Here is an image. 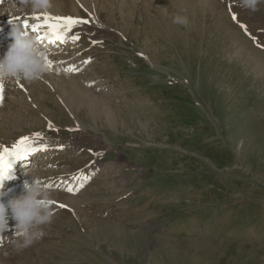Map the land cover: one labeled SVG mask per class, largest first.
<instances>
[{"label": "rangeland", "instance_id": "1", "mask_svg": "<svg viewBox=\"0 0 264 264\" xmlns=\"http://www.w3.org/2000/svg\"><path fill=\"white\" fill-rule=\"evenodd\" d=\"M72 1L89 34L45 54L86 59L76 74L92 108L71 107L57 83L9 85L0 102L8 147L63 145L16 171L13 186L32 182L28 168L61 197L19 264L28 251L43 255L28 264H264V72L244 64L264 62V0L255 12L240 0Z\"/></svg>", "mask_w": 264, "mask_h": 264}, {"label": "clouds", "instance_id": "2", "mask_svg": "<svg viewBox=\"0 0 264 264\" xmlns=\"http://www.w3.org/2000/svg\"><path fill=\"white\" fill-rule=\"evenodd\" d=\"M260 0H240L242 7L255 12ZM54 7L53 0H4L0 15L24 14L29 9L32 14L49 13ZM173 23L187 27L188 18L177 15ZM11 42L6 53L0 57V83L10 79L22 78L33 82L43 78L50 70L46 54L37 47L36 39L26 30L22 23L13 21L9 33ZM32 182H23V191L9 198L5 204L0 200V236L9 230V213L16 222L15 232L8 237L13 251L23 249L42 241L47 232L45 226L51 225L55 216L53 199L49 189L42 186L33 171L26 169Z\"/></svg>", "mask_w": 264, "mask_h": 264}, {"label": "bare ground", "instance_id": "3", "mask_svg": "<svg viewBox=\"0 0 264 264\" xmlns=\"http://www.w3.org/2000/svg\"><path fill=\"white\" fill-rule=\"evenodd\" d=\"M205 1H208V0H205ZM75 2L72 1V0H59V1L53 0L54 7L49 13H46V14L42 13L41 16L40 15L39 16H34L33 15L34 17H39L40 18L38 21H34L32 19L33 16H30V15L28 16L27 13H26L27 21L30 20V22H31L30 24H32V23L33 24H36V23L44 24L46 18L49 15L54 17V18L55 17H73V18L80 19L82 21V18L78 17V16H81V15L78 14L79 11L77 9V6H76ZM79 13H82V12H79ZM4 15L5 14H3V16ZM12 17H15V19L17 17L18 18L19 17H23L24 18L25 14H16L15 16H12ZM18 18H17L16 21H18ZM10 19H11V17H10ZM5 20H6L5 17H3V19H0V57H2L3 56L2 53H4L3 50H2L3 49V45H5L6 47H9V44L11 42V37H10L9 33L11 31L12 24H9L11 22L8 23ZM20 20L22 21V19L21 18L19 19V21H18L19 23H21ZM24 20H26V19L24 18ZM24 20L22 22H23V24H26V23H24ZM11 21H12V19H11ZM53 23H55V21H53ZM27 24H28V22H27ZM25 28H26V26H25ZM85 28H87V26L84 24V22L76 24L68 32L67 37L64 39V41H62V42L61 41H56L54 43L50 42L49 38L47 36H45V32L47 31L46 27L42 28L39 32L32 31L30 28L28 29V27L26 28V30L29 32L30 35L35 37L37 47L40 50H42L44 53H46L48 51H52V50L58 49L60 47H65V46H67L69 44H75L76 45L80 41L82 34H87V33L89 34V32H86ZM77 35L79 36L78 40L71 39L72 36H77ZM42 36H44L45 38L41 39ZM180 44H181V42H180ZM56 52H58V53H53V54H50V55L49 54L46 55L48 63L50 64V72L45 73L43 78H41L40 80H37V81H33V82H28L27 80H24L22 78L10 79L7 82L3 83V89L8 88L9 85H13V86H17L18 88L25 89V88H28V85H32V86L35 87V85L39 84V85H43L45 88L55 92V89H54L53 85H54V83H57L58 84L57 85V89H59V90L61 89V91L67 92V90L70 89L71 98H70L68 103H69V105H71V107L75 106L76 110H78V108H82L81 106H78V105H80V104L83 105L84 104L87 107L92 108V106H93V99L92 98L93 97L90 96L92 91H91V89L89 87H87L86 85L84 86L82 84V83L87 82L88 80L86 78H81L80 76H78L76 74V72H78L80 69H82L83 67H85L87 65L86 59H82L80 61L73 60V61H70V63H69L68 62V58H70V57L66 56L65 54L63 55L62 54V49H60V51H56ZM250 54L251 53H249L246 56L244 64L250 65L251 67L256 69L258 72H262L263 73L264 72V62H262V60H259L256 56H252ZM63 61H65V63H63ZM236 61H238V60H236ZM52 62H60V63H57L58 65L54 66V65H52ZM60 68H62L64 71L61 70ZM67 69H75V71H68ZM64 80H67V81H64ZM51 81H54V82H51ZM70 84L72 85V87H69ZM31 88H33V87H31ZM40 90H41V87H40ZM87 107H85V108L87 109ZM88 111H90V110L88 109ZM127 116L130 119L133 118V114H127ZM5 133L8 134V132H5ZM41 145H48V147L43 148V147H41ZM28 146L32 147L35 150L32 151L29 155L25 156L22 159L12 160L11 168L9 169L8 174L6 176H4L2 179H0V195L7 190L4 198L7 197L8 199L7 200H3V202L5 204L8 202L10 197H12L14 195H19L23 191V186L22 185L13 186L17 182L16 177H17L18 174L16 173V171L18 169L23 168L25 166L24 164H27V162L30 159H31V163L33 161H35V159H39L38 156L40 154L42 155L43 153H45V151L47 149L51 150L50 148H52V147H62L63 145L57 144L55 142L54 143H44V142H40L38 140H35V138H33V140L32 139L28 140ZM3 147H8V145L6 143H4L3 139H0V151H2ZM8 148L11 149L12 147H8ZM40 163H42V162H40ZM23 171H24V169L22 170V172ZM21 173L18 175L19 177H20ZM9 184H12L13 187H11L9 189H6V186H8ZM51 195H52L53 201H55L54 198H58V199L61 198L59 193L55 192V191H52ZM0 200H2V199H0ZM55 203H57V202L55 201ZM53 205H55V204L53 203ZM14 232H15V228H12L9 225V230H7L3 234V236H0V245L4 247L6 255L8 254L7 253L8 251H12V248H11V250L9 249L10 245L7 244V240H8V237H12L13 236ZM34 249H36V248H34ZM37 249H38V247H37ZM40 249H43V248H40ZM29 250H30V248H29ZM40 251H42V250H40ZM43 251H44V249H43ZM25 252L27 253L26 248L23 249L22 251L18 252L17 253V259H16V256L13 255L14 258L10 260L11 256H9V255L5 256L4 255L3 257H0V260H3V261L7 260L8 264H19L20 262H18L17 260L18 259L19 260L22 259V257H23L22 253H23V255H26ZM28 253H29V255L24 260L25 264H28L27 262H30V261L32 262L33 259H37V257H39L38 255L43 256L41 253L40 254H36L37 251L35 252V254L31 253L30 251H28Z\"/></svg>", "mask_w": 264, "mask_h": 264}, {"label": "snow or ice", "instance_id": "4", "mask_svg": "<svg viewBox=\"0 0 264 264\" xmlns=\"http://www.w3.org/2000/svg\"><path fill=\"white\" fill-rule=\"evenodd\" d=\"M34 21H38L39 17H33ZM233 19H235V16H233ZM55 21V23H53ZM87 22V21H81L80 19L73 18V17H52L48 16L44 22V24H29L26 25L27 27H30L33 31L39 32L42 28H47V31L45 32V36H47L50 40V42H56V41H64V39L67 37L68 32L71 30L72 27H74L76 24ZM242 28L246 31V26L241 25ZM45 37L42 36L41 39H44ZM71 39L78 40L79 36H72ZM90 62V61H89ZM68 71H75V69H67ZM3 99V84L0 83V102H2ZM37 137H40V134H36ZM30 138H23L21 139L17 144H15L11 149L8 147H3L2 151H0V179H2L4 176L8 174L9 169L11 168L12 160H19L24 158L25 156L29 155L33 149L32 147L28 146V140ZM41 147L46 148L48 145H41ZM85 179H88L85 177ZM79 187H83V184H80ZM68 192H74L78 191L79 188H72V187H66L65 189ZM55 203V201H53ZM59 207H65V205H59Z\"/></svg>", "mask_w": 264, "mask_h": 264}]
</instances>
